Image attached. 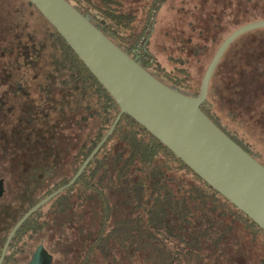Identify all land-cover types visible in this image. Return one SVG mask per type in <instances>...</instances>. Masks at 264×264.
<instances>
[{
	"label": "trees",
	"instance_id": "obj_1",
	"mask_svg": "<svg viewBox=\"0 0 264 264\" xmlns=\"http://www.w3.org/2000/svg\"><path fill=\"white\" fill-rule=\"evenodd\" d=\"M66 1L163 84L186 96L200 94L203 78L197 80L194 70L202 53L200 59L184 47L178 56H168V68L153 50L155 16L169 0H151L137 12L121 0ZM9 10H14L11 30L0 14V68L8 77L20 75L10 79V90L25 92L13 96L12 105L19 108L29 146L40 137L51 140L44 146L58 145L61 162L71 172L49 187L40 202L71 182L111 129L120 107L29 0H0V13ZM32 11L47 28L19 33ZM235 45L222 58L201 110L264 166V155L253 152L238 132L247 126V116L230 110L223 120L212 100L218 70ZM260 65V58L247 57V66L254 68L248 76L256 82ZM42 211L43 230L58 235V264H264V231L128 115L73 186Z\"/></svg>",
	"mask_w": 264,
	"mask_h": 264
},
{
	"label": "water",
	"instance_id": "obj_2",
	"mask_svg": "<svg viewBox=\"0 0 264 264\" xmlns=\"http://www.w3.org/2000/svg\"><path fill=\"white\" fill-rule=\"evenodd\" d=\"M114 98L120 113L71 182L47 197L42 208L78 180L90 161L128 115L147 129L194 173L264 231V166L219 129L201 110L227 50L242 35L264 27L248 24L225 39L208 66L197 97L186 96L153 77L66 0H29ZM43 253L44 264L51 256Z\"/></svg>",
	"mask_w": 264,
	"mask_h": 264
},
{
	"label": "rangeland",
	"instance_id": "obj_3",
	"mask_svg": "<svg viewBox=\"0 0 264 264\" xmlns=\"http://www.w3.org/2000/svg\"><path fill=\"white\" fill-rule=\"evenodd\" d=\"M121 1L125 2L127 10L136 12L151 2ZM20 5L23 6L22 2ZM13 11L0 13L10 30L13 28ZM26 19L24 26L18 27L21 34L30 27H34L37 32L47 28L45 21L34 11L29 12ZM263 21L264 0H169L168 5L156 13L151 43L156 55L168 68H171L168 56H178L176 53L184 47H187L189 54H194V57L199 56L201 59L202 53L201 64L194 70L196 79L200 81L221 39L241 27ZM2 26L5 28L4 24ZM188 39H192V42L187 43ZM256 41L259 42L255 44ZM232 45H235V49L219 68L218 79L213 82L212 100L216 112L223 120L227 119L226 115L230 110L247 116V126H240L238 132L243 135L242 138L246 139L253 152L264 155V27L242 35ZM247 57L261 59V65L256 67L259 78L257 82L248 76L249 71L254 68L247 66ZM19 76L8 77L0 68V126L3 123H15L19 116L16 106L2 102V99H7L4 93L13 88L14 84L10 79L16 80ZM236 129V125L230 124L232 132L237 131ZM60 154L63 155L62 152ZM29 169L35 167L32 165ZM58 176L47 180L50 186L57 179L61 181L70 177L71 172L69 168L62 167ZM55 232L49 229L43 233L44 244H48L51 251ZM58 260L60 263L61 257H58Z\"/></svg>",
	"mask_w": 264,
	"mask_h": 264
},
{
	"label": "flooded vegetation",
	"instance_id": "obj_4",
	"mask_svg": "<svg viewBox=\"0 0 264 264\" xmlns=\"http://www.w3.org/2000/svg\"><path fill=\"white\" fill-rule=\"evenodd\" d=\"M24 93L9 90L2 102L12 105L16 101L13 96ZM20 101L26 108V99ZM36 141L28 147V133L20 114L15 123L0 126V264H32L40 250L51 256L50 264L59 263L54 250L58 235L52 237V251L43 241L42 208L25 219L48 188L59 184V179L51 186L47 180L59 177V170L66 166L58 145L44 146L51 140L42 137ZM32 165L35 169H29ZM36 264H44L43 253Z\"/></svg>",
	"mask_w": 264,
	"mask_h": 264
}]
</instances>
